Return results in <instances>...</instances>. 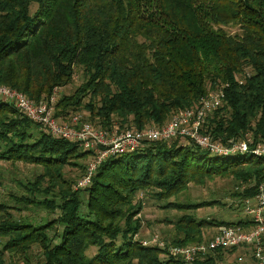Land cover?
<instances>
[{
	"label": "trees",
	"instance_id": "1",
	"mask_svg": "<svg viewBox=\"0 0 264 264\" xmlns=\"http://www.w3.org/2000/svg\"><path fill=\"white\" fill-rule=\"evenodd\" d=\"M76 73L79 83L59 95ZM0 84L35 102L59 89L57 120L79 113L104 130L161 126L220 87L222 104L203 131L223 143L245 134L264 142V0H0ZM180 140L110 156L90 184L74 188L92 152L51 137L0 100V160L40 167L33 180L17 181L23 193L1 192L14 205L0 201V264L5 255L22 264H180L133 240L141 228L139 191L185 211L166 241L188 245L230 222L192 213L219 200L171 198L190 184L230 178L241 205L264 184V159L213 155ZM67 167L81 175L66 178ZM33 208L54 216L20 215ZM208 228L214 231L205 237ZM89 247H96L91 256ZM231 253L217 249L196 264H236Z\"/></svg>",
	"mask_w": 264,
	"mask_h": 264
},
{
	"label": "built area",
	"instance_id": "2",
	"mask_svg": "<svg viewBox=\"0 0 264 264\" xmlns=\"http://www.w3.org/2000/svg\"><path fill=\"white\" fill-rule=\"evenodd\" d=\"M58 90L54 89L48 99L35 102L21 92L0 84V100L11 103L51 137L77 143L83 150L92 152L85 173L76 181L74 188H83L90 184L93 171L103 160L113 155L133 152L152 141H173L179 138L213 155L241 154L264 159V142L254 141L248 134L223 143L203 131L210 114L222 104L224 92L220 87L201 99L198 105L171 114L165 124L140 130H104L81 119L79 113L70 121L61 122L54 116ZM255 192L253 196L240 201L243 223L220 225L210 238L201 242L173 245L158 232L150 233L146 237L136 233L133 240L141 246H153L163 250L166 257L180 264H196V261L214 255L217 249L232 250L231 261L236 264H264V184H259Z\"/></svg>",
	"mask_w": 264,
	"mask_h": 264
},
{
	"label": "rangeland",
	"instance_id": "3",
	"mask_svg": "<svg viewBox=\"0 0 264 264\" xmlns=\"http://www.w3.org/2000/svg\"><path fill=\"white\" fill-rule=\"evenodd\" d=\"M235 27L228 28V31L234 32ZM80 81L79 73H76L74 76V82L72 85L64 87L59 90V95L62 93H69L72 91ZM58 95V96H59ZM84 113V112H80ZM36 131L34 130V134ZM181 143H188L184 139H181ZM249 157V156H246ZM90 161V160H88ZM87 161V162H88ZM40 172V167L34 165H23L22 163L11 164L10 162L0 160V201H5L9 205H14V202L9 198L2 196L1 192L7 195V192L10 190L11 193L18 192V194L23 193V190L19 189L17 186V181H30L33 180L35 174ZM66 178L75 179L81 175L80 170L76 167H67L65 171ZM235 181L230 178H215L211 182H206L205 185H194L190 184L188 190L179 195L177 198H171L170 202L182 203H198L201 201H210V200H219L221 204L216 206H205L199 209L193 210L192 213L197 218H211L223 222H237L243 220L242 206L239 205L238 200H234L231 197V192L235 188ZM141 201V228L139 229V235L141 237H146L150 233L158 232L162 238L165 240L174 237V221L181 214H184L185 211H179L175 208H163L166 205V201H158L152 197H149L146 192L139 191L136 196V202ZM32 216L36 219L45 216L46 219H52L54 214L48 213L42 209L33 208L30 210H23L22 214ZM13 216L18 218L19 212L13 211ZM171 222V223H170ZM214 231L213 228H208L203 234L205 237H208V234ZM96 251V247H89L86 251L87 256H91ZM34 262L39 261L40 253L36 247H33V251L30 255ZM232 257H229L228 260L231 262ZM5 264H22L20 260L15 262L11 261L8 255L4 256ZM226 261V259L224 260Z\"/></svg>",
	"mask_w": 264,
	"mask_h": 264
}]
</instances>
